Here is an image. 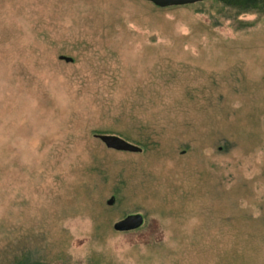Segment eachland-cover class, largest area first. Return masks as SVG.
Wrapping results in <instances>:
<instances>
[{"label":"rangeland","instance_id":"rangeland-1","mask_svg":"<svg viewBox=\"0 0 264 264\" xmlns=\"http://www.w3.org/2000/svg\"><path fill=\"white\" fill-rule=\"evenodd\" d=\"M0 264H264V5L0 0Z\"/></svg>","mask_w":264,"mask_h":264},{"label":"water","instance_id":"water-1","mask_svg":"<svg viewBox=\"0 0 264 264\" xmlns=\"http://www.w3.org/2000/svg\"><path fill=\"white\" fill-rule=\"evenodd\" d=\"M154 5L165 8L171 6H181V5H189L198 2H202L205 0H147ZM61 59H65L66 61H73L71 57L60 56ZM99 140H101L107 148L118 150V151H127L138 153L142 151V148L136 144L129 142L121 136L114 134H96L95 135ZM114 202V198H111L108 203L112 204ZM145 218L141 213H133L129 214L126 217L118 220L114 223L113 228L116 231H131L140 228L144 224Z\"/></svg>","mask_w":264,"mask_h":264},{"label":"trees","instance_id":"trees-1","mask_svg":"<svg viewBox=\"0 0 264 264\" xmlns=\"http://www.w3.org/2000/svg\"><path fill=\"white\" fill-rule=\"evenodd\" d=\"M224 5L236 8L240 11L261 9L264 0H218Z\"/></svg>","mask_w":264,"mask_h":264}]
</instances>
